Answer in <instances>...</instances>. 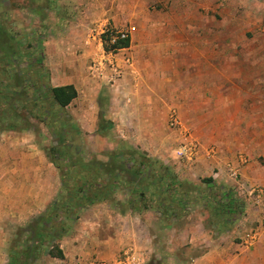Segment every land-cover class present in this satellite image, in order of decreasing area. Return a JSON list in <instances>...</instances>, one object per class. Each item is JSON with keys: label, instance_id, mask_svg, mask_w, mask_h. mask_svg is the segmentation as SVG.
Masks as SVG:
<instances>
[{"label": "rangeland", "instance_id": "rangeland-1", "mask_svg": "<svg viewBox=\"0 0 264 264\" xmlns=\"http://www.w3.org/2000/svg\"><path fill=\"white\" fill-rule=\"evenodd\" d=\"M141 1L150 10L159 9L157 0ZM50 2L49 26L45 28V40L49 42L44 48L49 56L43 59L39 41L43 33L38 19L29 12L30 0H0V24L13 34L12 45L17 53L15 58L8 56L7 39L0 35L2 154L9 153L11 144L7 141L18 133L32 136L33 145L47 153L51 164L48 153L52 147L57 148V163L73 160L105 164L111 163L118 151L145 152L151 160L165 164L178 175L188 200L177 203L168 213L164 206L152 205L146 217L153 225L138 231L140 241L136 250L140 255L129 247L119 251L116 258L131 251L142 264H264V0H238L241 30L225 42L227 51L238 50L233 61L227 57L226 75L234 79L229 83L232 88L222 90L228 96H215L214 103L208 105L180 106L185 119L177 112L178 124L174 126L169 120L165 127L161 120L151 124L138 119L139 129L127 126L139 106L117 102L115 93L116 87L131 82L125 75V69L133 64L130 51L127 48L113 52L112 61L116 69L119 66L123 71L121 76L119 71L112 73L115 70L107 58L112 51L111 35L135 24L118 6L126 0H93L94 5L90 0H57L56 7L52 6L56 0ZM113 6H118V24L109 19ZM97 11L99 20L92 22ZM89 28L90 41L84 42ZM27 54L36 60L41 58L39 71L27 69ZM34 73L39 74V83L45 85L72 79L84 93L80 100L57 110L54 118L47 121V104L41 101L34 107L30 99L26 100L33 96L30 87ZM18 75L21 80H17ZM22 88H26L23 100L13 102L17 98L14 89L18 92ZM42 95L40 89L39 96ZM217 100L226 102L216 103ZM99 101L117 125L108 138L97 136L93 130L102 108ZM9 123L19 130H3ZM150 125L154 134L143 129ZM63 138L66 142H59ZM61 145H65L64 152ZM191 145L195 146L191 155L179 154L180 148ZM57 172L59 193V169ZM127 194L125 189H119L113 197L115 202L123 203L125 210ZM29 223L17 225L16 232L10 235L3 233L10 253L13 247L31 246L26 243ZM0 224L7 225L8 221L1 217ZM47 257L44 249L38 255L30 253L26 264H46ZM116 258L101 264H115Z\"/></svg>", "mask_w": 264, "mask_h": 264}, {"label": "crops", "instance_id": "crops-1", "mask_svg": "<svg viewBox=\"0 0 264 264\" xmlns=\"http://www.w3.org/2000/svg\"><path fill=\"white\" fill-rule=\"evenodd\" d=\"M50 1L30 0L28 4L29 12L41 24L39 30L43 34L39 41L43 59L49 56L44 48L49 42L45 40L48 36L45 28L49 26ZM90 1L94 5L93 0ZM157 1L159 9L155 7L153 10L141 0H126L124 4H118L124 16L134 20L133 26L137 29L127 47L133 64L125 69V75L131 82L115 88L117 102L139 106L127 122L129 128L139 129L138 119L151 121V124L161 120L166 127L168 120L171 123V116H177V112L185 119L180 106L208 105L214 103L215 96L225 99L228 95L225 96L222 90L232 88L229 83L234 80L226 75V63L227 57L233 61L238 50L227 51L225 42L239 35L241 30L238 0ZM53 4L56 7L57 0ZM118 6L111 7L114 11L109 14V19H113L115 24L119 23V17L115 15ZM98 13H93L92 22H98ZM91 31L90 28L87 30L84 42L90 41ZM0 35L5 37L1 31ZM117 68L114 66L115 71H111H119L121 76L123 71L119 66ZM64 85H74L78 97L73 102L80 100L84 92L74 80L55 83L54 86ZM220 102L226 101H216ZM99 104L102 108L93 123V130L97 136L108 138L98 133L101 115L113 123V130L117 125L107 115L102 101ZM143 129L154 134L152 125ZM22 135L18 133L7 141L11 144L9 153L3 155L4 146H0V218L8 221L7 225L0 224V264L10 262V251L5 244L8 240L3 238V233L10 235L16 232L17 225L31 223L41 216L55 200L59 189L58 172L48 162L47 153L33 145L32 136ZM145 211L125 210L115 201L86 207L75 221L69 222L71 228L67 234L54 243H43L48 250L52 244L58 245L63 254L62 257H51L48 253L46 264H101V261L116 258L119 251L129 247H134L136 255H140L136 250L140 241L138 231L153 225L146 217L149 210Z\"/></svg>", "mask_w": 264, "mask_h": 264}, {"label": "trees", "instance_id": "trees-1", "mask_svg": "<svg viewBox=\"0 0 264 264\" xmlns=\"http://www.w3.org/2000/svg\"><path fill=\"white\" fill-rule=\"evenodd\" d=\"M8 43L9 57L15 58V51L12 34L5 30L4 26H0ZM129 39H119L111 45L109 50L127 48L130 46ZM110 41V39H109ZM41 58L34 59L32 54H27L29 66L39 71L38 68ZM35 67V68H34ZM40 67V66H39ZM29 68V69H30ZM36 71V72H37ZM35 75V76H34ZM39 74L34 73L31 77L33 98L31 100L34 107H38L41 101L47 104L45 119L50 121L54 118L57 110L68 107L77 97L78 91L74 85L52 86L39 83ZM17 80H21L18 75ZM19 89V86L16 87ZM26 88L20 89L18 92L14 89L17 96L13 102L22 101L26 93ZM40 89H43V95L39 96ZM14 105V104H13ZM4 117L0 116V123H3ZM113 128V123L105 119L102 115L98 124V133L102 136H108ZM16 131L19 128L14 123H9L3 127V130ZM24 129V128H23ZM2 130V129H1ZM65 138L59 142L65 143ZM62 151L64 152L61 145ZM119 152V151H118ZM115 154L111 159V163L82 161L74 162L64 161L57 163L54 154L57 148H51L49 155L51 162L59 169L61 188L55 200L50 204L48 209L39 217H36L29 223L30 233L29 241L26 242L31 246L24 248L13 247L10 253L9 264H26V259L30 253L38 255L39 251L47 252L51 257H62L63 254L58 245L52 244V248L44 247L45 242L54 243L55 240L64 236L69 230V222L78 218V214L86 207L102 202L115 201L114 195L119 189L128 191L125 204L128 210L133 212H141L149 210L152 205L164 206L167 213L171 207H176L179 202L188 200V194H183V182L180 181L178 175L171 168L163 163L151 160L145 152L130 150V152H122ZM123 209L122 202H116ZM126 208V209H127ZM166 213V214H167ZM27 244V245H28ZM46 248V250H45Z\"/></svg>", "mask_w": 264, "mask_h": 264}, {"label": "built area", "instance_id": "built-area-1", "mask_svg": "<svg viewBox=\"0 0 264 264\" xmlns=\"http://www.w3.org/2000/svg\"><path fill=\"white\" fill-rule=\"evenodd\" d=\"M136 32V27L135 26H131L127 29H123L120 31H117L116 34H112L110 37V43L111 45H113L114 43H116L117 40L119 39H131L132 34H134ZM114 50L113 51H109L107 53V58H109L110 64H112V67H114L115 65L113 64L112 61V57L114 55ZM171 124L177 125L178 124V119L177 116L175 114H173L171 116ZM195 150V146L191 145V146H184L182 148H180L179 150V154H187L189 152V154L191 155L193 153V151ZM189 155V156H190ZM115 264H142V262L135 258L134 254L130 251H124L123 254H121L119 256V258L116 259Z\"/></svg>", "mask_w": 264, "mask_h": 264}]
</instances>
